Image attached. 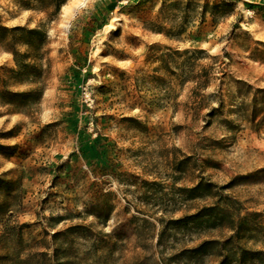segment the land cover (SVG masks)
<instances>
[{"label": "rangeland", "instance_id": "1", "mask_svg": "<svg viewBox=\"0 0 264 264\" xmlns=\"http://www.w3.org/2000/svg\"><path fill=\"white\" fill-rule=\"evenodd\" d=\"M0 25L45 33L0 40V264H264L235 260L264 251V0H0ZM221 201L247 237L175 222Z\"/></svg>", "mask_w": 264, "mask_h": 264}, {"label": "trees", "instance_id": "2", "mask_svg": "<svg viewBox=\"0 0 264 264\" xmlns=\"http://www.w3.org/2000/svg\"><path fill=\"white\" fill-rule=\"evenodd\" d=\"M56 8L59 10L61 8L62 3L65 0H55ZM218 5H213V7H217ZM22 32L21 37L16 38V32ZM11 36V40H20L24 44L28 45L30 49H37L41 41L44 39L45 33L39 28H27L23 26H13L8 27L4 25H0V40H5L6 38ZM189 52L193 53H202L205 52V49L195 48L185 49L183 52L180 50H175V53H184L188 54ZM13 54L15 56V60L18 65V69L14 70L15 78H30L31 70L36 67L31 61H25V57L30 58L32 55L28 53L20 52L16 49H13ZM28 54V55H27ZM196 56H189L186 59V63L188 68L183 72L187 79L193 80L196 82V86L193 89L196 95H201V89L209 84L212 79V75L210 72L209 66L203 67L201 71L195 73L194 67L198 65L196 62ZM35 98V97H34ZM214 109H212L209 115L214 114ZM202 187V183L197 184L194 187L187 188L188 191H197ZM233 202V201H230ZM248 215V214H247ZM247 215H241L240 213L235 212L234 206H232L229 202H217L213 205L203 206L197 212L193 214H185L182 217L175 219L176 223L179 222H191L195 224H205L206 227L214 228V227H229L232 230V233L228 236L227 240L231 239H242L247 237V234L251 233L253 227L248 224ZM211 243L210 241H203L196 249H202L206 245ZM264 253V251L248 249L242 246H238V251L236 252L235 260L239 263L246 261V259H254L258 256V254ZM228 258L227 256H223V259L219 262V264H227Z\"/></svg>", "mask_w": 264, "mask_h": 264}]
</instances>
